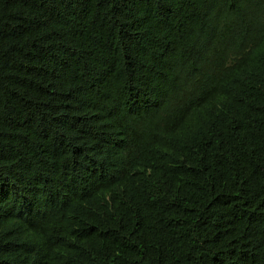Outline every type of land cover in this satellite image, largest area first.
Returning a JSON list of instances; mask_svg holds the SVG:
<instances>
[{"label":"trees","instance_id":"trees-1","mask_svg":"<svg viewBox=\"0 0 264 264\" xmlns=\"http://www.w3.org/2000/svg\"><path fill=\"white\" fill-rule=\"evenodd\" d=\"M0 264H264V0H0Z\"/></svg>","mask_w":264,"mask_h":264}]
</instances>
